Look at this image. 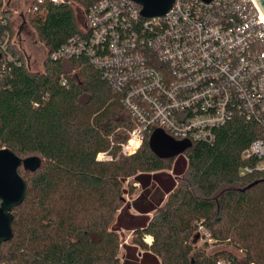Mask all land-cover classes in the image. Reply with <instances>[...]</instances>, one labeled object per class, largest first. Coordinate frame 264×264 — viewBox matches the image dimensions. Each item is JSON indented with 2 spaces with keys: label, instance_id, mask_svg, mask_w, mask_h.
<instances>
[{
  "label": "trees",
  "instance_id": "trees-1",
  "mask_svg": "<svg viewBox=\"0 0 264 264\" xmlns=\"http://www.w3.org/2000/svg\"><path fill=\"white\" fill-rule=\"evenodd\" d=\"M94 1L27 9L47 48L36 69L12 41L14 11L0 0L9 13L0 37L11 34L0 60V149L42 159L34 172L20 167L28 191L13 211V237L0 244V264H264V171L240 173L244 149L264 132L255 122L238 116L217 129L213 143L193 142L172 159L152 151L150 134L134 154L98 158L119 151L125 130L136 126L124 94L87 54L51 57L71 37L87 35ZM135 183L142 186L132 203L138 220L130 221L132 241L122 244L120 212ZM201 237L207 240L197 247ZM211 240L244 256L208 253Z\"/></svg>",
  "mask_w": 264,
  "mask_h": 264
},
{
  "label": "built area",
  "instance_id": "built-area-1",
  "mask_svg": "<svg viewBox=\"0 0 264 264\" xmlns=\"http://www.w3.org/2000/svg\"><path fill=\"white\" fill-rule=\"evenodd\" d=\"M64 1L32 0L28 10ZM8 18L1 7L0 22ZM85 31L51 57L87 54L124 94L136 123L125 130L119 151L101 152L99 159L134 154L157 128L178 140L213 143L219 127L242 116L264 131V17L255 0H175L166 15L152 19L132 0H96ZM10 39L6 30L2 53ZM242 159V175L264 171V132Z\"/></svg>",
  "mask_w": 264,
  "mask_h": 264
},
{
  "label": "water",
  "instance_id": "water-1",
  "mask_svg": "<svg viewBox=\"0 0 264 264\" xmlns=\"http://www.w3.org/2000/svg\"><path fill=\"white\" fill-rule=\"evenodd\" d=\"M141 6V15L152 19L166 15L173 7L175 0H132ZM261 15L264 17V0H255ZM23 25L27 22L25 14L21 13ZM3 53L0 51V60ZM149 144L152 151L160 158L172 159L184 153L192 142L189 140H178L157 128L150 136ZM42 165V159L38 155L28 157L19 156L11 148L0 149V244L9 241L13 235L14 208L22 204L27 191L28 184L21 175V166L25 170L36 171Z\"/></svg>",
  "mask_w": 264,
  "mask_h": 264
},
{
  "label": "rangeland",
  "instance_id": "rangeland-1",
  "mask_svg": "<svg viewBox=\"0 0 264 264\" xmlns=\"http://www.w3.org/2000/svg\"><path fill=\"white\" fill-rule=\"evenodd\" d=\"M31 1L32 0H4V5L10 7L14 11V32L12 36V41H14L16 47L21 49L22 54L29 57L33 68L40 69L42 67L44 59L46 58L47 48L45 44L39 39L37 32L31 25L30 16L25 15V17L27 18V22L23 25L21 34L19 35L20 27L23 24L21 13L25 14L27 12ZM76 5H80V2L77 1ZM20 172L24 174L25 170L21 168ZM129 180L132 181L133 178ZM135 186L136 190L133 197H130L128 194H126L127 204L120 212L121 224L124 227V229L120 233L121 239L123 241L122 244H129L132 241L134 235L132 233V224H130V221L138 220V218L134 216L138 213V211L134 208L132 203L134 198H136V196L141 192L142 186L139 183H135ZM159 194L162 195V192H159ZM199 229H201V225H199ZM202 230L205 229L203 228ZM143 239L148 244L153 241V237L151 235H144ZM206 240L207 239L205 237H201L195 243L197 247H202ZM206 249L208 253H215L220 250H227L230 251L233 255H237L238 257H243L245 252L243 249L237 248L234 244H230L228 242L215 244L214 240L209 241V246H207ZM124 251L125 249L124 247H122L121 255Z\"/></svg>",
  "mask_w": 264,
  "mask_h": 264
}]
</instances>
